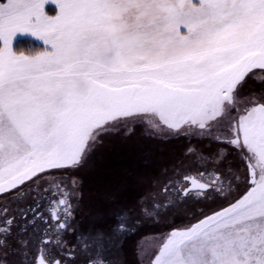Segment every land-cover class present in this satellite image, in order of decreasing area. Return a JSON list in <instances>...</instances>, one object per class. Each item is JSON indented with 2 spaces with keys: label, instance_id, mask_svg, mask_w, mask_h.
<instances>
[{
  "label": "snow or ice",
  "instance_id": "obj_1",
  "mask_svg": "<svg viewBox=\"0 0 264 264\" xmlns=\"http://www.w3.org/2000/svg\"><path fill=\"white\" fill-rule=\"evenodd\" d=\"M140 124L187 141L142 194L102 164ZM169 217L151 264H264V0H0V264H115Z\"/></svg>",
  "mask_w": 264,
  "mask_h": 264
},
{
  "label": "rangeland",
  "instance_id": "obj_2",
  "mask_svg": "<svg viewBox=\"0 0 264 264\" xmlns=\"http://www.w3.org/2000/svg\"><path fill=\"white\" fill-rule=\"evenodd\" d=\"M133 129L135 134H128L131 136V139H127L116 133L105 138V152L102 164L106 169H119L122 166H131L144 176L145 185H148L150 188L151 184L160 178L158 177L159 174L167 166L173 167L174 164L183 158L187 141L184 138L152 137L149 135L148 128L144 124L134 125ZM118 153L123 156H118ZM146 156L148 157V161H145L147 160ZM161 161L164 162L163 165ZM81 172H84L86 176L83 191L86 194L84 201L88 205L91 203V197L96 186L92 182L97 181V175L89 171ZM80 173L75 174L78 180H80ZM140 192L142 193L143 191L140 190L138 193L140 194ZM138 193L133 192L132 196L135 197ZM171 220L172 218L169 217L163 221V225L157 223L147 229L146 234L144 233L145 237L143 238V246L141 245L142 248L137 247L136 250L137 254L135 256L138 264H151L152 259H154V253L158 251L161 237L170 231L172 226ZM182 222L186 221H182L180 218H176L175 220L176 224ZM139 260L142 262L139 263Z\"/></svg>",
  "mask_w": 264,
  "mask_h": 264
},
{
  "label": "flooded vegetation",
  "instance_id": "obj_3",
  "mask_svg": "<svg viewBox=\"0 0 264 264\" xmlns=\"http://www.w3.org/2000/svg\"><path fill=\"white\" fill-rule=\"evenodd\" d=\"M144 126L147 128L146 125H144ZM141 155H143V154H141ZM118 156H123V155L118 153ZM171 169H172V167L167 166L165 170L171 171ZM165 170L162 173H160L158 177H162ZM79 179L81 180L80 183H81V187H82L81 197H82L83 203L81 204V207L83 208L87 205L84 201L86 194L83 191L84 187H85L84 184L86 181V176L84 175V172L80 173ZM92 183H94L96 185V181H93ZM140 190L143 191L142 193H144V192L149 190V186L144 184V185L140 186V188L138 189V192ZM142 193L140 192V194H142ZM135 196H137V194ZM74 220L76 221L77 225H79V226L83 227V226L87 225V220H86L83 212L80 211L79 209L75 212ZM158 224L163 225V221L158 223ZM152 225L153 224L145 225L142 228H140L138 231L130 232L128 234V236L125 238V240L122 241V247L112 249L111 255L108 257L109 261H115V264H138L136 261V256H135V254H137L136 253L137 247L142 248L143 238L145 237V234H146L145 232ZM67 239H68L70 244L74 243V241H75V237L71 234L67 236ZM141 240H142V244H141ZM137 244H138V246H137ZM138 262L141 263L142 261L139 260Z\"/></svg>",
  "mask_w": 264,
  "mask_h": 264
},
{
  "label": "trees",
  "instance_id": "obj_4",
  "mask_svg": "<svg viewBox=\"0 0 264 264\" xmlns=\"http://www.w3.org/2000/svg\"><path fill=\"white\" fill-rule=\"evenodd\" d=\"M22 42V41H21ZM148 157L146 156V159H147ZM145 161H148V159L147 160H145ZM149 163V162H148ZM161 163H162V165H163V161H161ZM159 165V164H158ZM165 166H167L166 164H165Z\"/></svg>",
  "mask_w": 264,
  "mask_h": 264
}]
</instances>
